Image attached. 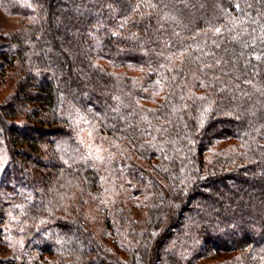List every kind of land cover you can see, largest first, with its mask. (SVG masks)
Wrapping results in <instances>:
<instances>
[{
    "label": "trees",
    "instance_id": "obj_1",
    "mask_svg": "<svg viewBox=\"0 0 264 264\" xmlns=\"http://www.w3.org/2000/svg\"><path fill=\"white\" fill-rule=\"evenodd\" d=\"M0 2V264H264V0Z\"/></svg>",
    "mask_w": 264,
    "mask_h": 264
},
{
    "label": "rangeland",
    "instance_id": "obj_2",
    "mask_svg": "<svg viewBox=\"0 0 264 264\" xmlns=\"http://www.w3.org/2000/svg\"><path fill=\"white\" fill-rule=\"evenodd\" d=\"M20 20L21 19L19 17L10 15L7 11H5V9L2 8L0 2V35L11 34L15 30H17L20 26ZM79 140L90 156H92L99 163H103V161L105 160L106 145L102 144L98 140L96 133L93 131V129L90 128V126L88 127V123L87 125H85V128H82L80 130ZM6 162H7V158L5 154L4 153L2 154L0 152V165L2 166L1 170L3 168V164H5ZM130 201L132 207H134L135 209L137 208L136 209L137 211L136 212L134 211L135 214L134 213L133 214L137 217H140L144 212L143 207H140L142 206L140 204L141 203L140 199L138 197H133V198L131 197ZM98 232L100 233L97 234H99L101 237L102 236L101 230ZM9 243L11 244V242H8L7 244L5 238L3 239L1 238L0 258L9 259L12 256L14 251Z\"/></svg>",
    "mask_w": 264,
    "mask_h": 264
},
{
    "label": "snow or ice",
    "instance_id": "obj_3",
    "mask_svg": "<svg viewBox=\"0 0 264 264\" xmlns=\"http://www.w3.org/2000/svg\"><path fill=\"white\" fill-rule=\"evenodd\" d=\"M236 7L239 8V5H236ZM213 31H214L215 33H217V34H222V30H221V28L218 27V26H217V27H214V28H213ZM225 31L231 33V32L233 31L232 26H228V27H226V28H225ZM231 39H232L233 41H235L236 43L240 44V46H241L242 48H244V47H248V46H249V43H248L247 41H244V40L240 39V35H239V33H237L236 35H233V36L231 37ZM260 39H261V42L264 43V33H262V36H261ZM181 55H182V53H181ZM241 55H243V53H241ZM259 58H260V57H257V59H259ZM217 63H219V61H217ZM245 83H249V84H251L252 81H251V80H246ZM200 99H204V98L201 97Z\"/></svg>",
    "mask_w": 264,
    "mask_h": 264
}]
</instances>
